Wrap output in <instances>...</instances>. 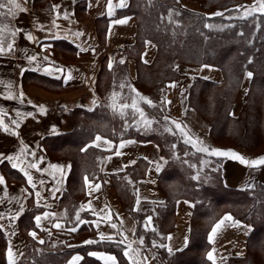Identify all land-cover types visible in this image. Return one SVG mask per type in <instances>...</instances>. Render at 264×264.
I'll use <instances>...</instances> for the list:
<instances>
[{"label":"crops","instance_id":"0c3cea01","mask_svg":"<svg viewBox=\"0 0 264 264\" xmlns=\"http://www.w3.org/2000/svg\"><path fill=\"white\" fill-rule=\"evenodd\" d=\"M126 2L127 7L120 8L118 6L119 0H112V8L109 12L108 0H16L20 8L15 9L14 15H5L3 21L0 22V43H3L5 49H7V44L13 45V50H6L0 54V125H2L0 126V153L18 157L19 159L12 162L4 160L2 163L10 169L20 172L24 177V182L12 181L0 169V176L4 177L6 181L7 193L5 197V185H0V197L3 195L7 203V205L0 206V212L5 214V219L0 220V224L5 225L2 231L7 237V262V250L11 246L15 253L16 264H19L25 246L24 237L19 230L21 225L19 218L25 213L28 206H37L36 193L39 192L44 199L41 201V206L37 207L43 209L35 216L47 211L55 213L56 218L50 217L48 220H43L40 227L35 224V229L27 231L28 235L35 231L37 233L36 238L43 240L40 232L47 229L46 232L60 238L67 246L75 248L74 253L65 264H70L74 256L83 259L84 253L89 255L91 252H97L115 255L106 250L108 243L100 244L102 248L98 249L89 247V244L84 243L89 239H98V230L92 221H97L98 217H106L109 209L112 212L111 222L118 225L119 231L110 229L106 223L101 224L99 231L106 234L116 233L117 240L127 237L125 244L131 243L132 248L139 249V255L133 256L137 264H158L154 249L146 245L145 242L143 245L139 244V237L136 236V219L120 200L112 176L126 171L140 160L145 161L146 164L143 165L145 167L144 174L136 186L134 207H136L137 196H139L140 210L138 213L144 215V220L147 216H151L152 227L157 229L159 223L155 217V209L150 212L147 210L150 207L148 205H164L167 199V195L162 191L159 183L162 171L158 174L155 170L158 165L162 166L163 169L165 161H168V158L162 155L159 144L155 140H138L130 137L115 141L101 134L96 135L102 139L99 142L100 147H94L104 150L106 154L101 164L102 176L91 181L93 184L100 183L101 188L98 191H92L91 188L85 187V197L81 205H87L91 200V207L97 215H93L91 211H85L87 215L81 220L87 221V223L80 224L76 232L69 231L76 225L68 224L64 218V210L59 209L60 198L66 189L67 177L72 167L71 161L69 159L51 161L44 146V144L50 143L53 137L71 132L76 126L75 114H79L81 109H91L101 99L97 91V81L102 67L113 71L117 62V50L135 43L137 35L136 17L134 14L125 12L130 0H126ZM5 3L6 7L0 9V12L7 14L8 9L12 8L13 5L7 3V0ZM254 3L255 0H248L238 5L250 8ZM182 4L189 9L205 12L208 16H215L212 14L216 12H222L224 15L227 10L238 6L234 5L210 13L204 11L197 2L192 0H182ZM53 5H60V8L53 9ZM35 6L42 7L43 11L36 12ZM20 9H25V11ZM65 12L67 19H65ZM129 17L127 23H115L116 20ZM28 33L31 34L32 39L27 38ZM77 33H82V35H77ZM145 43L146 47L142 60L148 63L154 58L155 45L150 40ZM82 49H87V51H82ZM32 55H36L37 60L30 63L27 57ZM44 56H48L52 63L43 61ZM123 61L126 66L127 61ZM110 63L111 69L109 68ZM38 66L41 69L50 67L54 74L49 75L43 70L38 71L36 70ZM57 67L64 70L65 77L70 72L72 78L70 80L59 78L61 74L55 72ZM135 67V60L130 58L128 60L130 79L136 77ZM187 68L189 70L183 68L182 72L186 75L182 82L170 81L167 84L168 92L165 100L171 101V103L165 106L170 116L178 123L186 125V131L193 140L203 141L204 146L234 150L248 160L256 159L255 155H246L245 151L240 149L216 146L209 134V125L195 110L183 106L179 92L187 87L191 78L201 77L214 82H221L223 79L220 69L215 66L201 65L200 67L189 66ZM174 82L176 87H168ZM21 92L23 93L22 103L19 98ZM9 96L17 98L7 99ZM34 106H41L44 111H40L39 107ZM27 113H32V115H26ZM13 120L18 121V126L12 123ZM152 125L157 126L155 123ZM5 126L11 131L5 132L3 130ZM53 126H55V131H53ZM13 133H18V135ZM95 137L89 145L93 144ZM105 141H110L111 144H106ZM129 141L133 143H128ZM121 142H125L126 146L119 149L121 155H116L117 147ZM25 146H28L30 152H35V157L30 156L29 158V154L21 157V149ZM41 157L42 160L39 159ZM220 157L223 158L220 170L226 187L244 190L253 187L258 182L264 183V166L253 168L241 164L231 156ZM205 158L207 159V157ZM174 159L177 158H172V160ZM133 161L135 163H132ZM182 161L186 160L182 159ZM13 162L17 163L16 168L11 166ZM28 162H37L41 169H47V171L40 172L31 168L26 169L33 177L35 188L27 182V177L21 170L22 166ZM187 163L191 165V161H187ZM51 165L64 166L63 178L56 169L50 167ZM69 165L71 166L70 169L67 167ZM41 180L44 181L42 185L39 183ZM54 189H59L55 192V199L52 194ZM89 192H92L91 196L88 195ZM13 197L19 199L20 203H16V199H12ZM45 202L49 207L42 206ZM21 204L23 205V212L17 219L13 220L12 217L20 210ZM106 205L107 207H105ZM193 213L194 203L191 200L186 198L177 200L174 218L169 219V223L172 220L169 224L172 227L167 232V237L170 236L171 239L166 238L165 241V245L172 249L171 252H177L187 247L190 240ZM225 215L232 217L230 213L226 212L216 223ZM57 222L63 224L64 227L61 229L53 227V224ZM239 222L241 226L236 227L232 226L231 221H226L215 234L214 239L209 241L210 247L207 255L209 252H213L214 264H230V258H241L246 255L247 241L252 227L242 221ZM212 228L208 237L212 234ZM186 238L187 243H185ZM121 249L124 251L123 245ZM91 257L104 264L98 257ZM145 257H147L146 260ZM82 259L77 264H80ZM117 261L118 264H131L124 254L123 263H120L118 257ZM211 262L213 264V261Z\"/></svg>","mask_w":264,"mask_h":264},{"label":"trees","instance_id":"16d2710c","mask_svg":"<svg viewBox=\"0 0 264 264\" xmlns=\"http://www.w3.org/2000/svg\"><path fill=\"white\" fill-rule=\"evenodd\" d=\"M227 2L232 3L231 0H227ZM175 6L177 7L174 0H130L125 11L136 17L139 42L145 43L150 40L156 43L157 55L159 51L160 56L162 55L161 59H155L151 64L150 71L146 70L142 76L149 80L151 91L138 88L140 94L150 99L156 108H150L143 102L142 109L146 108L149 116L153 115L158 121L164 120L161 111L164 106L162 103H158L163 100V96L160 98V95L164 93L167 81L181 78L174 67V59H180L187 64L217 66L223 72V81L217 83L201 77H193L183 98V103L204 112L213 119L214 132L216 126L219 134H225L227 130L230 132V127H232L229 123H238L245 114L244 109L240 117L233 120L230 110L233 104L232 96L242 86L245 74L250 70L254 73L252 86L255 87L257 96L255 100H250L252 113L247 116L246 124L242 129L237 127L236 131L234 127L236 124H233L231 128V132L235 135L243 131L245 133L243 137L247 139L249 130L258 126L261 127L260 129L264 128V122L260 121L259 108L257 107L260 97H264V16L256 13L247 19H242V16L227 18V15L232 16L242 11L246 12L242 8L240 11L231 9L232 11H227L223 16L209 17L203 13L182 10L181 13L171 14L172 17H169V10H174ZM205 25H214V27L209 28ZM128 49L130 50L132 47ZM123 50H127V48ZM111 72L113 71L102 67L99 73L97 91L102 98L110 92L111 77L108 75ZM104 77H108L109 82L105 89L102 87ZM133 83L139 86L137 81H133ZM252 86L248 95L251 93ZM101 87L104 90L102 93ZM202 96L208 100L206 109L199 102ZM105 98V101H102V104L93 110H79V114L74 116L76 126L71 132L55 136L50 143L44 144L51 161L55 160L52 152H56L58 155H65L72 164L67 177L66 189L62 193L59 203V209L64 210V218L70 225H76L75 215L80 210L78 194L84 190V177L97 179L102 176L101 164L106 152L94 146L87 147L86 151H81L97 134L115 141L130 137L138 140H155L164 157L168 152L166 142L156 139L158 138L156 133L142 136L138 133L137 128H124L120 115L112 112L105 104L110 96ZM166 117L169 118V122H177L169 114H166ZM262 131L264 132V129ZM183 146L196 152L195 148L190 145L184 144ZM198 146L200 145L198 144ZM30 156L29 154V158ZM205 157L215 160L219 166L215 171H204L199 180L192 179L196 175L195 170L183 169L177 163L173 164L174 160H168L165 163L159 183L160 188L167 195V199L164 205H148L150 207L147 210L150 212L155 209V217L159 223L156 231H145L144 215L133 211L136 186L144 174L145 161L140 160L126 171L112 176L120 200L136 219V236H143L145 244L151 247L153 241L157 244H165L167 232L172 227L169 225L172 220L169 223V219L174 218L176 202L180 198H186L194 203L189 243L185 249L171 253L167 248L152 247L158 264H193L188 262L190 260L194 261V264H212L207 258L210 247L208 234L216 221L226 212L230 213L234 220L242 221L252 227L247 241L246 255L241 258L232 257L229 259V263L259 264L261 258L264 261V183L258 182L247 190L228 188L224 184L220 170L223 158L212 155ZM188 159L195 161V158L191 160L188 157ZM95 162L98 163L96 167H94ZM0 169L8 175L10 180L24 182V177L20 172L10 169L4 163L1 164ZM74 180H76L75 184ZM42 209L36 205L28 206L24 215L19 218V223L25 225L28 231L35 229L33 217ZM86 215L85 211H80L81 219ZM40 234L44 241L43 244L39 243L37 238L34 239L31 235H26L24 251L19 264H65L74 253L75 248L67 246L63 240L46 231H41ZM0 240L2 241L0 243V250L2 249L0 264H8L6 258L7 238L2 230H0ZM108 244H106V250L114 253L120 263H123L122 245L115 242ZM89 247L98 249L102 248V245L94 244ZM259 254L262 256L261 258H259ZM83 255L80 264H101L87 253Z\"/></svg>","mask_w":264,"mask_h":264},{"label":"rangeland","instance_id":"374dc122","mask_svg":"<svg viewBox=\"0 0 264 264\" xmlns=\"http://www.w3.org/2000/svg\"><path fill=\"white\" fill-rule=\"evenodd\" d=\"M192 1L197 2L204 11L211 13L213 11L222 10V9L232 7L234 5H238V4L242 3L243 1H248V0H231L232 1L231 4H229L227 2V0H192ZM233 1L237 2V4H234ZM251 1H254V0H251ZM174 3H176L177 7L175 6L176 8H174V10L170 9L168 14L171 13V14L175 15V14L181 13L182 10H184V11L186 10V11H191V12H195V13H203V14L207 15L205 12L195 11V10L189 9L188 7H186L182 4V0H174ZM36 8H40L41 11L40 10L37 11ZM176 9H178V10H176ZM231 9H236V8H231ZM249 9H251V7L248 8L247 10H249ZM34 10L36 12H42L43 8L35 6ZM243 13H246V12L242 11V12H239V13L234 14L232 16L227 15V18H229V17H231V18L232 17H240V16L246 15ZM169 17H172V16H169ZM209 17H213V16H209ZM136 27H137V35H136L135 43H133L132 45H126L125 47L118 49L116 52V57H117L116 65L114 66L113 72H111L108 75L109 77H111L110 78L111 84H110V89H109L110 92L105 94V97L110 96L109 100H107L105 103L108 106L113 102V94L114 93L118 94L116 96L117 105H121L124 103H128V104L132 103V97L135 95V93L131 92L128 85H131V87L134 88L139 94H140V91L138 90V88H141L142 90H146V91H148V90L151 91V87H149V84H148L149 80L144 79V77H142V76L146 70L150 71L151 66H152L151 64L154 63L155 59H157V60H158V58L161 59L162 55L160 56V51L157 55V48H158L157 44L152 42L155 45V46L153 45L155 47V55H154L153 60L148 62V63H145L142 60V55H143V52L145 50L146 43L139 42L137 20H136ZM131 47H132V49L129 50L128 48H131ZM124 48H127V50H123ZM130 58H133L135 60V63H136V67H135L136 77H135V79H130V77H129L128 60ZM121 60H125V62L127 61V65L125 66L124 65L125 63L124 64L120 63ZM173 62H174V67L176 68V72L179 75H181V78L172 79V80L168 79L169 81H167L165 83L166 87L164 88V93L162 95H160V98L163 96V100L158 102L159 104L162 103L164 106V107H162V113H163L162 116L163 117L164 116L166 117V114L170 115V113L167 111V108L165 106L166 104L164 103L165 98H166V93L168 92V88H167L168 82H170V81H176L178 83L182 82V80L184 79V77L186 75L184 72H182L183 68L185 70H189L187 68L189 66H191V67L192 66H197V67L201 66V65L187 64L180 59H174ZM211 66H213V65H211ZM215 67H217V66H215ZM217 68H219V67H217ZM220 72L222 73V76H223V72L221 69H220ZM249 72L252 73L251 78H249L247 75V73H249ZM103 75H106V74L103 73ZM187 75H188V73H187ZM253 75H254V73L252 71L248 70L245 74L242 86L239 89H237L236 92H234V94L232 96L233 97V104H232V108H231L230 112H231L232 117L234 118L233 120H236L238 117H240L242 111L245 109L244 110L245 114L243 115L242 120H240L238 123L237 122L236 123H232V122L229 123L232 125V127H233V124H236V126H234L236 131L238 130L237 127L242 129L245 126L247 116L252 113L251 112L252 108L250 107V100H253V99L255 100L257 97L255 95V87L252 86ZM99 76L100 75H98V77ZM102 79H103V77H102ZM191 80H192V78L189 80L188 85L185 89L181 90L180 88H178V90H181L179 92L180 99L182 100V104L185 108H192L193 110H195L199 114V116L204 120V122L209 125V134L211 135L213 143L216 146H220V147H227V148H232V149L243 150V151H245L246 155H250V156L255 155V157H257V158L264 156V132L262 131L264 128L260 129L261 127L258 126L256 128H253L252 130H249V133H248L249 136L247 135L248 136L247 139H245V137H243V134L245 135V133L243 131L241 133L239 132L238 135H235L234 133H232L231 132L232 127H230V132H229V130H227V133L225 132V134H219L216 126H215V132H214V128H213L214 123L212 121L213 119H211L206 114H204V112L199 111L197 108H195L192 105H189V104L184 105L183 98L186 95V92H187V89L191 83ZM133 81L134 82L137 81V84L139 86L135 85L133 83ZM163 81H165V80H163ZM222 81H223V79H222ZM107 82H108V77H104V82L102 83V87L104 89L107 88V86H108L109 82L108 83ZM217 83H220V82H217ZM121 84L125 85V87L123 89L120 88ZM251 86H252L251 93H250V95H248ZM102 87H101V93L104 91V90H102ZM105 97H103V98L101 97V99L98 102H96L93 105V107L89 110H93L96 107H98L100 104H102V101H105V99H106ZM123 97H126L127 99H124ZM137 100H138V98H137ZM138 102H139V107L142 108L143 102L139 101V100H138ZM199 102H200L201 106L206 109V107L208 106L207 105L208 104L207 98L202 96L200 98ZM257 107L259 108L258 116L261 118L260 121L264 122V97H260V100L258 101ZM85 110H87V109H85ZM111 111L114 112L112 109H111ZM130 111L131 110L129 109L128 110L129 114H130ZM143 111L148 116V118H151V119H154L155 121H158L157 119L154 118L153 115L150 114V116H149L148 110L146 108L143 109ZM114 113L118 114V112H114ZM120 118L123 120L124 128H136V127L131 126L133 121L130 118V115L125 116L124 118H122L120 116ZM155 125H157L156 126L157 128L152 125V129H153L152 131L146 132L143 129H141L138 131V133H140L142 136L150 135V133H156V136L158 137L156 139H162L164 141V143L166 142L165 145L168 148V152L166 153L165 157L168 158V160H170V161L174 157L177 158L176 160L174 159V162H172L173 164L177 163L180 167H182L183 169H186V170H191V171L195 170L196 175H197V173H199V175H201L204 171L211 172L212 170L215 171L217 169V167L219 166V163L215 162V160H211L210 158H207V159L204 158V156L210 157L211 155H209L207 153H203V152H197V151L194 152L193 150L192 151L188 150L185 146H183L185 143L183 142V140L180 137L171 135L168 132H166L165 131V127H166L165 125L172 126L174 129V125H170L169 121H164V120L162 122L158 121V123H155ZM224 130H226V129H224ZM181 143H183V144H181ZM172 145H175V148H173ZM197 147H199V146L197 145ZM183 151L185 153H188V155H185V153ZM74 153H71V154L75 155ZM52 156H53V158H55V160L69 159L65 155H63L64 157L62 155H58V153H56V152H52ZM188 157L191 160H193V158H195L194 164H192L193 161H191V165H194V167L190 166L189 163H184L182 161V159L186 160V161H190L188 159ZM96 164H98V163L95 162L94 167H96ZM211 178H213V177H211ZM90 180H92V178ZM74 181L75 182H73V183L75 184L76 180H74ZM113 183H114V180H113ZM2 197L4 198L3 195H2ZM84 197H85V185H84V190L82 192H80V194H78V199H80V206H81V202L84 199ZM3 205H7L5 198H4V202L2 204H0V206H3ZM22 215H24V214H22ZM19 230L22 233L24 240H25L26 235H28V232H27L28 229L25 227V225H21V226H19ZM56 238H58V237H56ZM1 242L2 241L0 240V243ZM1 247H2V245H1ZM6 249H7V246H6ZM1 250H0V252H1ZM0 257H1V253H0ZM261 257L262 256L259 254V258H261ZM188 262L193 263V264L195 263L194 261H191V260ZM188 262H186V263H188ZM259 264H264V261L262 258L259 261Z\"/></svg>","mask_w":264,"mask_h":264},{"label":"snow or ice","instance_id":"6c2138e0","mask_svg":"<svg viewBox=\"0 0 264 264\" xmlns=\"http://www.w3.org/2000/svg\"><path fill=\"white\" fill-rule=\"evenodd\" d=\"M7 3L12 4L13 7L8 9V13L7 14H5L3 12H0V22L3 21L5 15H9V16L10 15H14L15 14V9L20 8L19 4L16 3V0H7ZM118 6L120 8L127 7L126 0H119V5ZM5 7H6L5 0H0V9H3ZM52 7H53V9H59L60 5H53ZM111 8H112V0H108L109 12H111ZM242 8H244L245 11H246V15L242 16L241 17L242 19H247L249 16H254L256 13H259L260 15L264 16V0H255L254 5L251 6V11H248L247 7L243 6V5H238L235 10L236 11H240ZM20 10L21 11H25V9H20ZM227 11H232V10L229 9ZM57 15H59V13H57ZM212 15L223 16V13L222 12H216V13H213ZM170 16H171V13H170ZM230 18L231 17H229V19ZM65 19H67V13L66 12H65ZM128 19H130V17L126 18V19L116 20L115 23H117V24L127 23ZM53 24H55V21H53ZM205 26L209 27V28L214 27V25H205ZM20 31H22V30H20ZM77 35H82V33H77ZM27 38L28 39H32V36H31L30 33L27 34ZM53 38H55V37H53ZM6 50H8V51L13 50V45L11 43H9V44H7V49H5L4 46H3V43H0V54L4 53ZM82 51H87V49H82ZM27 59L31 63V62L37 60V56L36 55L28 56ZM43 61L48 62L49 64L52 63L49 60L48 56H44L43 57ZM120 63H124V61L121 60ZM145 63H147V61H145ZM111 67H112V65L110 63L109 64V68L111 69ZM205 67H207V66H205ZM36 70H38V71L39 70H43L46 74H49V75L54 74L53 70L50 67H44L43 69H41L38 66ZM55 72L61 74L59 78H66V79H69V80L72 78L70 72L65 77L64 76V70L62 68L57 67L55 69ZM247 75H248L249 78L252 77V73L251 72L247 73ZM176 86L177 85L174 82L173 84L169 85L168 87H176ZM124 87H125L124 84L120 85L121 89H123ZM128 87L131 90V92L135 93V95L132 97V103L131 104L124 103V104H121V105H117L116 96L118 94L114 93L113 94V102L109 105V107L114 112H118V114L122 118H124L125 116H129L130 115V118L133 121V123L131 125L132 127H136L138 130L143 129L146 132L147 131H152L153 130L152 129V124L154 122L158 123V121H155L154 119L148 118V116L145 114L143 109L139 107L138 100L142 101V102H145L148 105V107H150V108H156V105L153 104V102L150 99H148V98L142 96L141 94H139L134 88L131 87V85H128ZM16 98L17 97H15V96L7 97V99H16ZM19 98H20L21 103H22L23 102V93L22 92L20 93ZM123 98L127 99L126 97H123ZM137 98H138V100H137ZM93 103H95V101H93ZM164 103L165 104H170L171 101H166L165 100ZM34 107H39L40 111H44L43 107H41V106H34ZM129 109L131 110L130 114L128 112ZM161 111H162V109H161ZM26 115H32V113H27ZM163 119L165 121L169 120L168 117H163ZM12 123L18 126V121L13 120ZM169 124L170 125H174V129H173L172 126H167V127H165V131L168 132L171 135L180 137L186 145H190L191 147L195 148V150L197 152H203V153H207L209 155L218 156V157H220V156H231L233 159L238 160L241 164H244V165H247V166L253 167V168H259L261 166H264V156L258 157V158L253 159V160H248L243 155H241L239 153H236L234 150H222V149H215V148H211L210 149L207 146L203 145V141L193 140V138L186 131V125H182V124L177 123L175 121H170ZM0 126H2V125H0ZM3 130L5 132L11 131V129L6 127V126L3 128ZM53 131H55V126H53ZM13 134L18 135V133H13ZM101 139L102 138L100 136H96L95 137V141L93 142V144L86 146L84 149H81V151H86L87 147H91V146L100 147V143L99 142L101 141ZM104 143L109 144V145L111 144L110 141H105ZM128 143H133V142L129 141ZM198 144L200 145L199 147H197ZM125 146H126L125 142H121V144L117 147V151H116L115 154L116 155H121V152L119 151V149L123 148ZM172 147L175 148V145H172ZM27 154H30L33 157H35V155H36L35 152H30V150L28 149V146H25L24 148L21 149V157H23V156H25ZM185 155H188V153H185ZM17 159H19V158L18 157H14L11 154L0 153V163H2L4 160L12 162V161L17 160ZM39 159L42 160L43 158L41 157ZM161 159H163V158H161ZM132 163H135V161H133ZM165 163H167V161H165ZM184 163H187V161H184ZM11 166L13 168H16L17 167V163L13 162L11 164ZM190 166L194 167V165H190ZM50 167L56 169L60 173L61 178H63V176L65 174L64 166L51 165ZM67 167L70 169L71 166L69 165ZM123 167H127V166H123ZM28 168L35 169L37 172L47 171V169H41L37 162H28L27 164L22 166L21 170L24 171V175L27 177V182L33 188H35L36 185H35V183H33V177L26 170ZM155 170L159 174V172L162 171V166L158 165ZM53 178L55 179V176H53ZM93 179H95V178H93ZM192 179L199 180L200 179L199 173H197V175L193 176ZM39 183L42 185L44 183V181L41 180V181H39ZM84 183H85V187L86 188H91L92 191H98L101 188V184L100 183L93 184L88 176L84 177ZM0 185H5V197H6V195H7V193H6V181H5L4 177H2V176H0ZM58 190L59 189L52 190V194H53V198L54 199L56 198L55 192L58 191ZM244 190H247V189H244ZM29 195H31V193H29ZM88 195L91 196L92 192H89ZM36 197H37V206H41V201L44 198L41 197L39 192L36 193ZM12 199H16V203H18V204L20 203V200L17 199V198L13 197ZM3 202H4V198L0 197V204H2ZM139 205H140V198H139V196H137L136 207L133 208V211H139L140 210ZM42 206L43 207H49V205L46 202ZM105 207H107V205ZM80 211H91L93 213V215H97L95 210L92 209V207H91V200H89L87 205H83L82 204L81 207H80V210H78L76 212V215H75L76 226H74V227L69 229V231H71V232H76L78 230V227H79L80 224L87 223V221L81 220ZM101 211H103V209H101ZM22 212H23V205L21 204L20 205V210L15 213V215L12 217V219L13 220L17 219L22 214ZM116 215L119 218L118 214H116ZM50 217L51 218H56V214L46 211V212H43L41 215H36L34 217V222H35L37 227H40L41 226V222L43 220H48ZM3 219H5V214L0 212V220H3ZM111 221H112V212H111V209H109L108 210V215L106 217H98L97 221H92V223L95 225V227L98 230V239H95V240L89 239V240L85 241L84 243L91 245V244H102V243H113V242H115L118 245H123L124 246V251H123L124 256L129 259L131 264H137V262L133 259V256L134 255H139V249L138 248H136V249L132 248V244L131 243L125 244V240L127 239V237H124L123 239L117 240L116 233L106 234V233H104L102 231H99L102 223H106L110 229H114V230L119 231L118 230V225L116 223L111 222ZM226 221H231L232 222V226H236V227L241 226L239 221H234L233 218L230 215H225L212 228V234H210L209 237H208L209 241H212L214 239L215 234L225 224ZM122 223H123V221L121 219V224ZM53 227H55L57 229H61V228L64 227V225L59 223V222H57V223L53 224ZM4 228H5V225L4 224H0V230H3ZM144 229H145V231H156V229L154 227H152V217L151 216H147L146 217L145 222H144ZM43 230L47 231V229H43ZM49 234H51V233L49 232ZM30 235L35 239L37 233L35 231H32L30 233ZM120 235H123V233H120ZM167 239L170 240L171 237L169 236V237H167ZM39 243L43 244L44 241L43 240H39ZM185 243H187V238L185 240ZM139 244L140 245L144 244V237L143 236L139 237ZM152 247L153 248H167V250L170 253L172 251V249L168 245L157 244L155 241L152 242ZM130 250H131V254H130ZM7 255H8V264H16L15 253L13 252V249L11 248V246L7 250ZM89 255L98 257L100 260H102L104 262V264H118L117 257L115 255L106 254V253H97V252H91V253H89ZM207 258L210 261H213V264H214L213 252H209L208 255H207ZM80 259H82V258L79 257V256H74L72 258V261L70 262V264H77V262ZM146 259H147V257H145V260ZM225 259H227V257H225Z\"/></svg>","mask_w":264,"mask_h":264},{"label":"built area","instance_id":"2783aa9c","mask_svg":"<svg viewBox=\"0 0 264 264\" xmlns=\"http://www.w3.org/2000/svg\"><path fill=\"white\" fill-rule=\"evenodd\" d=\"M36 10H37V11H39V10L41 11V9H40V8H36Z\"/></svg>","mask_w":264,"mask_h":264}]
</instances>
